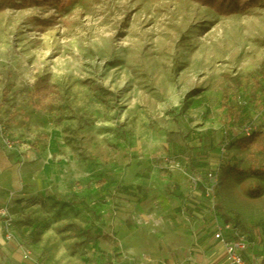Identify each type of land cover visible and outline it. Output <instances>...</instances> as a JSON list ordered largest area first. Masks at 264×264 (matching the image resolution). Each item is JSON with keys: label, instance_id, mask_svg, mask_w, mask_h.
Instances as JSON below:
<instances>
[{"label": "rangeland", "instance_id": "374dc122", "mask_svg": "<svg viewBox=\"0 0 264 264\" xmlns=\"http://www.w3.org/2000/svg\"><path fill=\"white\" fill-rule=\"evenodd\" d=\"M262 95L264 2L229 16L194 0L13 3L0 11V167L19 185L0 191L4 223L39 264H107L92 249L111 186L174 134L232 153L251 122L235 129L237 112ZM242 152L236 172L264 169V153Z\"/></svg>", "mask_w": 264, "mask_h": 264}, {"label": "crops", "instance_id": "0c3cea01", "mask_svg": "<svg viewBox=\"0 0 264 264\" xmlns=\"http://www.w3.org/2000/svg\"><path fill=\"white\" fill-rule=\"evenodd\" d=\"M240 110L235 129L254 119L258 126L252 146L222 155L207 148L200 134H174L151 166L111 186L107 222L92 250L105 255L107 264H229L224 244L215 238L220 227L225 239L245 244L237 250L244 260L264 264V176L233 169L240 163L237 153H264V96ZM165 158L179 162L182 170L169 168ZM208 170L218 173L214 209L203 191ZM190 172L201 176L195 186ZM13 180V168L0 167V191L10 190ZM251 187L261 194L251 196ZM31 247L19 227L0 219V264H39ZM25 250H30L28 256Z\"/></svg>", "mask_w": 264, "mask_h": 264}, {"label": "built area", "instance_id": "2783aa9c", "mask_svg": "<svg viewBox=\"0 0 264 264\" xmlns=\"http://www.w3.org/2000/svg\"><path fill=\"white\" fill-rule=\"evenodd\" d=\"M238 103L245 105L246 101L241 98L240 95L237 96ZM257 131V124L254 123L253 121L249 122L247 125H245L240 133L249 136L253 132ZM13 141L11 139H4L3 144L6 148L10 149L13 146ZM223 150V149H222ZM164 161L167 163L169 168H175L182 170V166L179 162L177 161H172L167 158L164 159ZM191 186H195L200 180L201 176L198 172H190L187 174ZM204 187V195L207 197L209 200L210 206L212 209L215 208L216 205V187L218 185V173L216 170H208L205 173V180L203 181ZM10 214L8 212V208L6 206H1L0 207V218L4 219L5 222H9L10 220ZM219 231L215 233V238L221 239L222 243L225 246V258L229 264H261L260 261H252L248 262L244 260L240 254L237 252L238 249H243L245 247V244L239 240H227L223 237L221 233V228H218ZM12 238V234H8V239ZM25 255L28 256L30 254L29 250H25Z\"/></svg>", "mask_w": 264, "mask_h": 264}, {"label": "trees", "instance_id": "16d2710c", "mask_svg": "<svg viewBox=\"0 0 264 264\" xmlns=\"http://www.w3.org/2000/svg\"><path fill=\"white\" fill-rule=\"evenodd\" d=\"M19 3H15L14 0H0V11L4 10L7 6L14 3L15 7L24 8L25 6H50L59 3H63L65 0H19ZM195 2L210 7L215 13L222 16H229L231 14L242 13L249 8L258 6L260 3L264 2V0H194ZM38 90H46V86H38ZM189 93H197V90H192ZM188 93V94H189ZM253 132L251 135L246 136L240 133L239 137L236 140V144L240 148H247L254 140ZM239 173H247L250 175H261L264 174V169L259 168H251L248 167L244 171H240ZM251 196H259L261 194V190L258 187H251L248 190Z\"/></svg>", "mask_w": 264, "mask_h": 264}, {"label": "bare ground", "instance_id": "6f19581e", "mask_svg": "<svg viewBox=\"0 0 264 264\" xmlns=\"http://www.w3.org/2000/svg\"><path fill=\"white\" fill-rule=\"evenodd\" d=\"M13 177H14L13 182L8 185V188L11 189V190L17 188L18 185H19V180H18V177H17L16 168H13Z\"/></svg>", "mask_w": 264, "mask_h": 264}]
</instances>
